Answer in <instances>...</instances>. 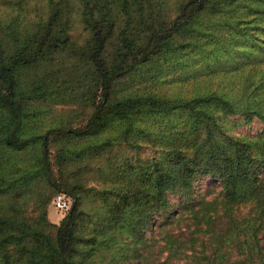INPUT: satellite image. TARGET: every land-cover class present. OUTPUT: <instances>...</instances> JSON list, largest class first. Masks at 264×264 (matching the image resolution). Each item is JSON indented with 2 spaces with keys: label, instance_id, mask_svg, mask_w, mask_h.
<instances>
[{
  "label": "trees",
  "instance_id": "1",
  "mask_svg": "<svg viewBox=\"0 0 264 264\" xmlns=\"http://www.w3.org/2000/svg\"><path fill=\"white\" fill-rule=\"evenodd\" d=\"M162 2L47 0L46 20L23 39L13 36L10 52L0 50V196L7 195L9 209L0 213V264H264V153L226 135L208 112L264 121V0H183L172 18ZM75 10L88 34L81 46L68 33ZM61 52L88 81L75 98L91 109L78 129L43 120V109L62 101L59 92L42 76L23 79ZM156 62L167 77L262 70L246 73L236 92L188 101L118 95L121 80ZM182 120L203 126L192 152L173 139ZM114 127L119 139L168 140L169 148L133 178L104 188L103 205L91 212L80 185L55 175L50 147L61 137V169L71 156L108 148L113 138L94 137ZM76 140L79 152L70 148ZM202 179L220 191L210 199L196 193ZM35 184L73 199L54 235L43 210L34 222L26 216L39 195Z\"/></svg>",
  "mask_w": 264,
  "mask_h": 264
},
{
  "label": "rangeland",
  "instance_id": "2",
  "mask_svg": "<svg viewBox=\"0 0 264 264\" xmlns=\"http://www.w3.org/2000/svg\"><path fill=\"white\" fill-rule=\"evenodd\" d=\"M161 1H163L161 6L165 10V15L172 18L176 7L183 0ZM47 13V0H0V50L10 52L14 42L13 36L23 39L32 34L35 31V26L46 20ZM68 33L71 42L77 46L83 45L88 38L77 10L71 14ZM110 51L111 48H108L107 54H110ZM159 64L161 63H149L133 75L121 80L116 88L118 95L150 94L171 101H188L197 95L211 92L228 93L231 90L236 92L246 73L250 71L257 74L262 70L261 67H258L238 73L223 74L218 72L212 76L202 74L201 71L198 75L191 73L181 77L178 73L167 77L160 74ZM77 68L74 58L68 52H61L53 55L49 61L43 60L35 71L23 74V79L26 82L42 76L51 88L58 90L60 95L58 100L62 101L57 100L58 103H51L49 107L43 109L44 112L41 115L43 120L52 122V125L62 122L65 128L78 129L90 115V107L82 99H75L76 94L80 93V88L86 87L88 82L83 71ZM198 68L197 66L193 70H198ZM97 96L99 99V93ZM208 112L216 117L219 126L226 135L251 144L252 151L258 157L263 155V120L257 118L247 120L240 115L225 114L215 107L209 108ZM153 131L157 132L159 129L155 126ZM176 132L181 135L175 134L173 139L176 140L177 145L189 152L194 151V148L203 140V126L193 124L191 121L184 122L182 120ZM109 137L113 138V142L108 148L81 157L71 156L67 165L61 169H57L55 165L57 149L59 145L63 144L61 137H55L50 147L55 175L68 184L80 185L81 202L85 209L91 212L99 211L103 205L101 191L104 188H112L129 177L133 178L138 173V167L147 169L153 157H160L161 151L169 148L168 140L160 143L147 138H128L127 141L119 139L117 127L94 137V139L101 140ZM134 141L137 145H131ZM70 148L79 152L82 147L76 140ZM34 187L39 195L30 202L26 216L31 222H34L41 216L43 210L47 221L45 229L49 234L54 235V227L66 216L53 207L52 200L58 192L45 185L35 184ZM219 191V186L209 179H202L195 184V192L205 196L206 199L212 198ZM23 199L24 197H19L18 200L22 202ZM178 199V196L170 197V201L175 205L178 203ZM70 203L72 207V198H70ZM36 205L37 207H35ZM247 207L243 206L246 209ZM4 211L9 212L7 195L0 196V213Z\"/></svg>",
  "mask_w": 264,
  "mask_h": 264
},
{
  "label": "built area",
  "instance_id": "3",
  "mask_svg": "<svg viewBox=\"0 0 264 264\" xmlns=\"http://www.w3.org/2000/svg\"><path fill=\"white\" fill-rule=\"evenodd\" d=\"M53 207L56 211L67 215L71 209L70 197L65 194H56L52 200Z\"/></svg>",
  "mask_w": 264,
  "mask_h": 264
}]
</instances>
